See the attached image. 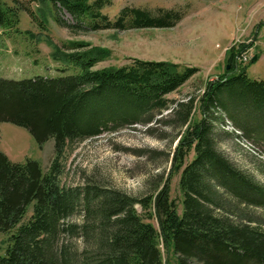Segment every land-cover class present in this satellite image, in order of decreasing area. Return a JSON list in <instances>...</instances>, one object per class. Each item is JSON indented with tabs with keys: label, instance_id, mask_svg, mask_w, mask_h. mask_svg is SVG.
Returning <instances> with one entry per match:
<instances>
[{
	"label": "trees",
	"instance_id": "trees-1",
	"mask_svg": "<svg viewBox=\"0 0 264 264\" xmlns=\"http://www.w3.org/2000/svg\"><path fill=\"white\" fill-rule=\"evenodd\" d=\"M41 1L60 5L93 30L169 28L183 17L178 10L154 13L126 5L110 19L102 13L110 0ZM17 23L16 8L0 0V26ZM85 45L65 44L71 52L55 45L51 53L65 65L78 66V73L0 77V123L24 127L39 144L52 139L55 153L44 171L35 159L13 161L0 150V231L7 235L0 264H172V256L174 264H264V229L247 212L264 209V183L217 149L214 131L223 114L239 136L264 147V80L238 69L236 55L244 45L237 53L231 48L229 68L207 83L198 100L190 95L179 101L167 95L196 67L132 58L94 68L110 51L79 50ZM196 107L200 116L194 119ZM169 109L184 127L171 159L172 172L180 175V210L168 182L141 197L94 182L60 184L62 157L71 146L147 123L154 112ZM77 212L81 220H71Z\"/></svg>",
	"mask_w": 264,
	"mask_h": 264
},
{
	"label": "rangeland",
	"instance_id": "rangeland-1",
	"mask_svg": "<svg viewBox=\"0 0 264 264\" xmlns=\"http://www.w3.org/2000/svg\"><path fill=\"white\" fill-rule=\"evenodd\" d=\"M1 1L15 7L18 13L17 24L7 28L0 26V77L3 78L78 73V66L65 65L51 54L55 45L71 52L65 44L76 42L86 44L79 50L101 47L110 51L94 68L120 66L132 58L165 60L182 68L196 67L198 70L190 79L167 95L174 101L190 95L198 100L207 83L217 80L226 65L229 68L227 58L232 55L233 46L237 53L244 45L236 55L238 69H244L250 78L264 80V0H110L102 9L110 19L126 5L154 13L160 8L183 12L182 19L173 27L126 30H93L86 20H76L60 5L53 8L46 1ZM55 14L60 23L55 21ZM219 115L222 119L214 129L217 149L264 183V147L246 136H239L240 131L232 122L223 114ZM199 116L196 107L193 118ZM183 129L169 109L154 112L147 123L137 122L82 140L63 154L60 184L77 187L94 182L141 197L156 185L160 188L163 182H168L170 198L180 210V175L172 172L171 159L176 139ZM0 150L13 161L35 159L44 171L55 155L52 139L39 144L24 127L10 122L0 123ZM191 157L192 153L188 159ZM136 209L141 211L140 206ZM247 212L264 229V209L249 208ZM80 218L77 212L71 220L80 221ZM150 222L156 226L155 220ZM6 239L7 235L0 231V255ZM169 259L174 264L173 256Z\"/></svg>",
	"mask_w": 264,
	"mask_h": 264
},
{
	"label": "water",
	"instance_id": "water-1",
	"mask_svg": "<svg viewBox=\"0 0 264 264\" xmlns=\"http://www.w3.org/2000/svg\"><path fill=\"white\" fill-rule=\"evenodd\" d=\"M255 58V56L253 57V59ZM227 67H228V65H227Z\"/></svg>",
	"mask_w": 264,
	"mask_h": 264
}]
</instances>
